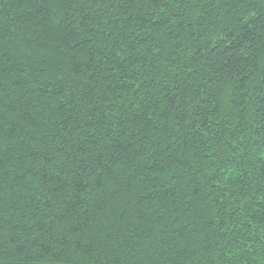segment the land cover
<instances>
[{
	"label": "trees",
	"instance_id": "1",
	"mask_svg": "<svg viewBox=\"0 0 264 264\" xmlns=\"http://www.w3.org/2000/svg\"><path fill=\"white\" fill-rule=\"evenodd\" d=\"M0 264H264V0H0Z\"/></svg>",
	"mask_w": 264,
	"mask_h": 264
}]
</instances>
